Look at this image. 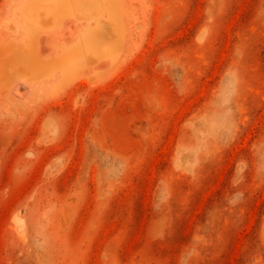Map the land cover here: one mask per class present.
<instances>
[{
  "label": "rangeland",
  "instance_id": "374dc122",
  "mask_svg": "<svg viewBox=\"0 0 264 264\" xmlns=\"http://www.w3.org/2000/svg\"><path fill=\"white\" fill-rule=\"evenodd\" d=\"M39 1L0 0V53ZM104 6L73 76H0V264H264V0ZM87 14L34 31L41 63Z\"/></svg>",
  "mask_w": 264,
  "mask_h": 264
},
{
  "label": "bare ground",
  "instance_id": "6f19581e",
  "mask_svg": "<svg viewBox=\"0 0 264 264\" xmlns=\"http://www.w3.org/2000/svg\"><path fill=\"white\" fill-rule=\"evenodd\" d=\"M105 2L106 0H44L32 3L28 8V14L21 16V19L27 17L29 21L26 25V28L30 27L26 36L27 50L18 53L7 48L0 53V76L3 83L8 81L9 69L12 73L17 72L20 76L28 79L34 78L35 73H27V70L29 68L37 69L38 67L43 72L42 76L45 79L54 77L56 74L63 77L73 76L78 59L91 60L94 58L95 48L99 44L97 41L101 37L99 35L102 31L99 26L102 24V17L105 12H108V20L111 23L113 22L115 27H118L119 21L112 13V7L104 6ZM82 9L90 15L87 14L93 24H89V26L80 30L76 45L59 55L55 63H41L36 54L34 55V31L39 26L45 25V23H47L46 26H57L62 18L73 16V13H78ZM21 23L24 24V22ZM24 61H26V64H24ZM52 63L54 64L52 65Z\"/></svg>",
  "mask_w": 264,
  "mask_h": 264
}]
</instances>
